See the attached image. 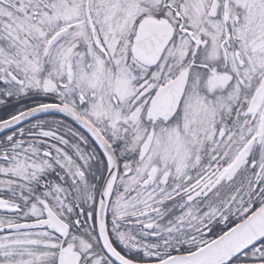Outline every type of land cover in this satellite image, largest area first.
I'll use <instances>...</instances> for the list:
<instances>
[{"label": "snow or ice", "instance_id": "obj_1", "mask_svg": "<svg viewBox=\"0 0 264 264\" xmlns=\"http://www.w3.org/2000/svg\"><path fill=\"white\" fill-rule=\"evenodd\" d=\"M0 264H264V0H0Z\"/></svg>", "mask_w": 264, "mask_h": 264}]
</instances>
